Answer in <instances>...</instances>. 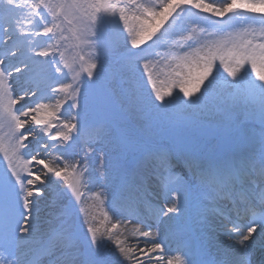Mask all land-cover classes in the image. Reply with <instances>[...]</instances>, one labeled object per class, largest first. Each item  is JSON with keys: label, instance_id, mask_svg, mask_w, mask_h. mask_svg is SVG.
<instances>
[{"label": "snow or ice", "instance_id": "snow-or-ice-1", "mask_svg": "<svg viewBox=\"0 0 264 264\" xmlns=\"http://www.w3.org/2000/svg\"><path fill=\"white\" fill-rule=\"evenodd\" d=\"M0 9V264H113V255L253 264L257 240L264 246V0H0ZM190 9L219 19L192 20ZM14 73H26L22 91ZM243 123L259 136L239 141ZM95 180L113 187L96 191ZM151 181L164 207L148 201ZM141 205L164 224L184 217L175 252ZM232 213L248 223H232L225 251L210 233ZM120 217L143 247L120 239Z\"/></svg>", "mask_w": 264, "mask_h": 264}, {"label": "bare ground", "instance_id": "bare-ground-1", "mask_svg": "<svg viewBox=\"0 0 264 264\" xmlns=\"http://www.w3.org/2000/svg\"><path fill=\"white\" fill-rule=\"evenodd\" d=\"M207 2L219 3V2H221V0H207ZM0 12H2V9H0ZM189 15L191 16L192 20H196L200 17H206L207 18L206 22H208V23L217 21L219 19L218 17L212 16L210 13H203L197 9H190ZM223 19L225 21H227L228 16H225ZM108 27H109V29L111 28V26H108ZM38 39L40 41H42L43 37L38 38ZM72 52H74V51L71 49V47H69V51H68V53H66V55H69L70 60L72 58ZM110 58L111 59L109 61L108 60L105 61L108 68H111L114 64V57H110ZM160 67L163 68V65H161ZM64 71L67 72V69H64ZM165 72H166V70L164 69L160 75V79H162ZM25 74L14 73V79L17 77L19 78L17 80V83L14 85V88L17 92L22 91L26 87V85L24 84ZM57 75H59V74H57ZM27 100H29V97L26 96L25 100L21 101V103L23 104ZM65 108H67V105H65ZM238 119L240 121H243L245 118L243 117V115H241L238 117ZM29 127H31V125H29ZM259 133H260V126L258 124L257 125H251V124L243 123L240 126V130L238 132L234 133V135L237 137V139L239 141H244L250 137H254V136L258 137ZM191 134L199 136L197 134V132H193ZM205 138L206 139L203 138L204 142L207 144L209 149H212L213 146L211 147V145H210V139H208L207 137H205ZM29 139L33 140V137H30ZM243 147H244V145H243V143H241V148H243ZM76 159H79V156H76ZM39 167L40 166H37V168H39ZM175 171L180 172V171H182V169L179 166H177L175 168ZM101 184H105L106 185L105 190L109 191V192H110L111 188L113 187V185L111 183H109L107 181H100V180H95L93 182L92 187L94 190L100 191L101 190V187H100ZM157 191H158V189L156 188L155 182L151 181L150 185L148 187V192L146 194L147 199L150 203L151 202L155 203L151 200L150 196H151V194H154V192H157ZM154 195H156V194H154ZM86 196H87L86 206L90 207L92 215L95 216L96 226L103 229V227L106 224V221L103 219V217L100 214L99 201H96L94 195L90 192H86ZM161 197H163V196L156 197V198H160L163 200V201H161V203L159 205H156V204H151V205L153 207H164L165 206L164 197L163 198H161ZM108 199H111L110 194L108 196ZM226 203L227 202H222V204H226ZM167 206L170 207L171 204H168ZM105 208L109 210V214H110V216H112L113 220H116L118 218L117 216L113 215L111 209L108 208L107 201L105 203ZM143 209H145V208L143 205H141V208H140L141 215L145 218L146 222L152 223L154 225L153 233L155 234V232H156L155 226L157 224H159L160 229L167 232L169 234V236L172 238L170 247H171L172 251L175 252L176 249L179 247L178 244L176 243V238L179 235V233L176 232V227H177V225H180L184 222V217H181L178 220L171 221L168 224H164V223H160L159 220L153 219L150 214L146 215V214L142 213ZM234 214L235 213H232L231 216L233 217ZM47 215H48V213L45 212V216H47ZM240 216L245 220L244 224L246 225L248 223L247 219L243 216V214H241ZM163 220L167 221V216L163 217ZM120 222L123 226V235L120 236V239H123L125 241V243L130 247H136L138 242H139V247H143L145 238L138 236V234L135 231L134 224H128L123 217H120ZM231 222L233 223V221H231V219L230 220L229 219H223V220L218 219V220H216L214 230L210 233L212 244L220 246L225 251H230V249L227 248V245H231L233 243V241L228 240L226 235H225V233L230 231L232 228ZM249 243H251V242H249ZM255 246L256 247L253 249V253H252V261H253V264H261V257H262V254H264V246H262V242L259 239L257 240ZM111 247H112V245H109V248H111ZM137 252H138V248H137ZM111 258L113 260V264H115L116 256L113 255V256H111ZM126 264H127V262H126Z\"/></svg>", "mask_w": 264, "mask_h": 264}, {"label": "rangeland", "instance_id": "rangeland-1", "mask_svg": "<svg viewBox=\"0 0 264 264\" xmlns=\"http://www.w3.org/2000/svg\"><path fill=\"white\" fill-rule=\"evenodd\" d=\"M43 39H45V38H43ZM74 52H72V56H74ZM111 58L110 57H108L105 61H109ZM165 70H166V72L168 71L166 68H165ZM18 74V73H17ZM225 76H226V74H224ZM166 79V76L164 75L163 77H162V79L161 80H165ZM31 99H35V97H31ZM197 134L200 136L201 135V133H198L197 132ZM205 137H207L208 139H210V145H211V147L213 146H215L217 143H218V141H217V139H216V137L214 136V135H212V134H210V132H209V130L208 129H205L204 131H203V136H202V138H204V139H206ZM45 207H47L46 205H45ZM143 212H145V210L143 211ZM142 212V213H143ZM146 213V212H145ZM160 222V221H159ZM161 223V222H160ZM231 226H232V222H231ZM256 246H254V248H255ZM253 248V249H254ZM253 253V252H252Z\"/></svg>", "mask_w": 264, "mask_h": 264}]
</instances>
